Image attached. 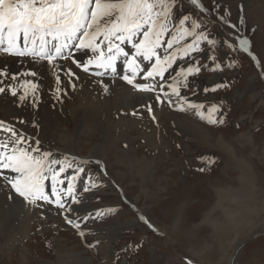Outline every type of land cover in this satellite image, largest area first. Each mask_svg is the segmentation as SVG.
Wrapping results in <instances>:
<instances>
[{"label": "rangeland", "instance_id": "374dc122", "mask_svg": "<svg viewBox=\"0 0 264 264\" xmlns=\"http://www.w3.org/2000/svg\"><path fill=\"white\" fill-rule=\"evenodd\" d=\"M217 2L219 7L214 6L213 0H201L204 7L209 9L208 12H203L191 5L189 0H179L178 6L174 8L173 24L178 23L184 15H190L197 22H202L200 30L205 31L209 39H214L216 44L209 46L206 41H201V50L193 52L188 57L178 58L176 64L172 66L174 73H170L169 79L166 80L171 82L176 72L181 67H188L190 63L199 61L200 65H207L206 68H201L199 74L189 77L188 87L182 88L181 94L185 92V96H188V100L192 103H203L205 112L212 104L220 105V112L216 116L217 118L223 116L224 124L209 125L195 115V110H178L176 105L182 102L178 103V98L175 96L171 97L173 104L170 105L162 93L163 103L156 101L155 93L140 92L148 94L142 103L136 105L137 107L129 103L127 110L120 112L121 118H126L130 124L124 128L115 123L113 132L120 138V141L117 139L116 144L122 150L128 152L135 150L138 158L145 157V167L142 168L143 170L134 171V176L130 171H124L126 168L113 163L112 159L109 164L110 160L106 157L89 155L88 145L91 141L87 140L88 136L98 138L101 134L100 131L93 132L96 131L97 124L90 125L89 132L93 133H81L76 138L78 141L74 139L77 145V152H74L72 150L75 148L69 145L71 140L53 137L49 130L45 129L48 127L47 124L39 121L45 113L61 121L64 120L63 115L71 105L74 94L69 91L63 79H60L57 85L60 92L54 93L45 82L44 72H41L42 67H33L28 70L36 71L37 76L22 79H30L38 83L39 90L36 94L38 100L34 101L33 96L29 94L25 103L20 102L18 97L23 89L19 87L17 96H12L7 90L0 93L1 104H4L3 100H11V108L15 107L13 111L18 110L11 114L10 121L2 119L6 124L13 125L18 134L27 132L25 137L31 147H37L34 141L39 140L40 151L49 150L53 154L52 159L64 161L63 157L68 158L67 164L71 166L66 167L65 173L61 174L60 178L65 180V183L60 185L61 188L66 190L68 180L76 174L77 169L85 168L83 174L80 173L81 176L79 174L74 182L75 193L79 198L84 193L88 194L86 197L91 205L88 213H92L93 217L87 221L77 220L76 222L81 224L80 230H77L66 222L64 216L76 220V216L82 217V215L64 212L54 203L47 204L44 201H37V206L30 205L10 189V186L5 188L0 180V186H3L1 188L7 195L8 202L13 200L17 203L15 211L21 207L32 213L29 217L19 214L18 218L22 216L27 221V232L21 236L15 234L12 244L6 247L7 251L0 252L1 256L5 255L2 257V264H15L17 261L19 264H60L56 260V253H63V250L68 248L76 253L79 252L85 258L68 256L65 264H187L189 260L192 264H264V10H261L264 0L250 1L254 3L253 15L259 16L260 22L254 21L247 13L244 0H217ZM222 16L229 21L228 24L220 19ZM241 18L243 23H240ZM190 23L191 21L186 22L185 26H189ZM230 24H235L236 28L230 27ZM236 36L249 39V52L257 57L259 65L248 52L239 49ZM168 38L169 36L166 35L165 40ZM191 40L192 38L188 37L185 42L191 43ZM77 42L78 40L72 41L73 46L64 50L67 54L66 59L57 58L60 67L57 70L53 69L55 75L63 72L61 68L67 61V67H64L68 71L63 75L69 78L68 67L75 69L77 66L73 60L83 64L93 55L91 53L86 60H81L74 47ZM229 45H234V50L229 48ZM121 46L129 52V55L135 51L131 50L130 44ZM210 56H215L216 61L210 60ZM30 58L19 57L15 58L14 62L19 64L25 61L27 66L47 63V61L37 63ZM124 60L125 58L121 56L116 61L115 73L89 65L91 70L105 72L103 76L86 73L83 70L75 69V71L85 74L86 78L90 76L98 81L115 79L114 81L124 84L130 90L133 89V93L137 94V89L128 86L127 82L120 79L125 74L131 75ZM216 62L220 63L221 68L213 71ZM143 65L142 61L141 69ZM143 69L147 70L144 67ZM9 72L13 73L10 70ZM7 82L17 84L12 81L5 83ZM149 82L151 81H147ZM135 83H144L143 72L137 75ZM218 84L227 86L217 88L215 92L204 91ZM165 91H168L167 87ZM121 103L124 104V101ZM20 105L24 107L23 110ZM148 105L152 107L151 113L148 111ZM153 116L155 119L152 118ZM181 116L198 123L207 136H211L208 142L201 136L194 138L189 135V137L185 133L186 129L180 126V122H176L175 118L179 117L182 120ZM81 126L85 128L87 125ZM0 134V139L8 138L4 132L0 131ZM123 134H131L133 138L128 141ZM219 136L224 137L226 145L230 146L231 150L218 146ZM21 146H24L23 143ZM188 146L192 148L190 152L194 157L190 156ZM121 157L127 158L125 155ZM206 158H211L214 162L209 164ZM148 162L151 163L150 169H146ZM60 166L56 165L54 168L58 171ZM201 168L206 170L199 171ZM3 171L5 174L14 175L9 170ZM117 171H124L120 172L123 176H119L123 181L118 179L115 174ZM89 178L98 185L96 190L100 187L101 190H107L105 199L90 194L92 189L83 192V187L88 183ZM136 182L141 183L140 187ZM126 186L130 187L129 191H126ZM216 190H223L224 197L218 199ZM45 191L51 197L50 179L45 181ZM51 199L54 200L55 197ZM64 199L66 207L71 205V197ZM9 206L12 209L11 204L1 203L0 211H4ZM109 208L115 211L105 212L102 218H95L94 212L97 209ZM141 216L145 219L142 220ZM114 219L131 222L118 225L122 227L120 230L109 228L111 231L109 229L106 231ZM149 224L152 227H149ZM138 225L144 230L138 229ZM79 231H84L85 235L81 237ZM9 235H12L11 231ZM98 235L103 237L100 238ZM70 251L65 252V258ZM20 253L24 254L23 259Z\"/></svg>", "mask_w": 264, "mask_h": 264}, {"label": "snow or ice", "instance_id": "6c2138e0", "mask_svg": "<svg viewBox=\"0 0 264 264\" xmlns=\"http://www.w3.org/2000/svg\"><path fill=\"white\" fill-rule=\"evenodd\" d=\"M179 0H0V54L13 57H31L34 62L47 61L48 64L58 68L55 62L58 57H64V50L70 48L72 41L78 40L74 45L77 49H91L93 55L86 63L80 64L73 60L77 67H82L84 72L89 71V65H95L98 69L116 72V61L123 56L124 63L131 75L125 74L122 79L129 85L141 92L155 93V99L163 103L161 93L170 105L173 104L171 97L175 96L182 102L176 107L180 111L195 110L201 120L209 125L224 124L223 116L217 118L220 112V105L212 104L206 110L203 103H192L186 96L181 95V89L188 87L189 77L201 72L202 67L199 61L190 63L188 67H181L171 82L165 79V73L172 68L178 58L188 57L193 52L200 51L201 41H206L209 46H215L216 41L209 39V35L201 29V23L192 19L190 15H184L173 24L174 8L178 6ZM190 4L200 11L208 12L201 0H189ZM215 7H219L217 0H213ZM215 7L213 10H215ZM220 19L228 24L229 21L223 16ZM191 21L189 26L186 22ZM241 18L240 23H243ZM236 28L235 24L229 25ZM169 36L165 40V36ZM139 37V39H137ZM191 37V43H186V38ZM239 49L248 52L252 59L259 65V60L249 52L250 41L247 37L236 36ZM55 41V43H52ZM99 41V42H98ZM51 44V47L48 45ZM130 44L135 51L129 55L128 51L121 46ZM166 45V47H165ZM163 48V52L159 50ZM229 48H235L229 45ZM210 60L216 61L215 56ZM142 61H154L147 70L141 69ZM221 68L219 62L215 63L213 71ZM143 72V80L149 83H135L136 77ZM68 74L74 76L69 70ZM105 72L97 71L95 75L103 76ZM36 77L37 72L28 70L24 72L11 73L6 66L0 67V93L6 90L12 96H17V88L23 89L19 94V101L24 102L31 94L38 100L37 92L39 85L30 79L23 77ZM159 78V80H157ZM6 81L17 82L5 83ZM57 84L60 77L56 76ZM102 83V82H101ZM227 85L218 84L211 89H204L205 92H215L217 88ZM74 88L75 85L73 84ZM104 91L108 86L103 85ZM167 87L168 91H165ZM57 93L60 89L57 88ZM222 103V102H221ZM186 106V107H185ZM149 113L152 112L151 105H148ZM155 119V116L152 117ZM23 121H21L22 123ZM0 131L7 134V139H0V180L5 188L10 186L19 197L28 204L37 206V201H44L47 204H55L64 212L73 213L72 205H79L82 201L75 193L74 182L84 169H78L67 183V189L60 185L65 183L61 174L65 173L67 157L64 161L52 159L50 151H40V141L35 140L37 147H31L23 133H17L14 126L0 120ZM23 143L24 146H21ZM208 163L214 162L206 158ZM61 165L57 171L54 166ZM9 170L14 175L5 174ZM205 168L199 171H205ZM51 181V199L45 191V181ZM98 185L89 178L88 183L83 187V192L97 188ZM65 197H71V205L65 206ZM115 209L96 210L95 218H102L105 212H112ZM92 217L88 213L82 217L77 216L76 220L70 219L67 215L64 219L69 225L80 230L81 224L77 220L87 221ZM142 220L145 218L140 217ZM147 222V221H145ZM149 227H152L149 224ZM83 237L84 231H79ZM187 264H192L188 261Z\"/></svg>", "mask_w": 264, "mask_h": 264}, {"label": "bare ground", "instance_id": "6f19581e", "mask_svg": "<svg viewBox=\"0 0 264 264\" xmlns=\"http://www.w3.org/2000/svg\"><path fill=\"white\" fill-rule=\"evenodd\" d=\"M239 1V0H238ZM251 0H244L245 2V6H246V11L247 13L252 17V19L256 22H260L259 20V16H255V14L253 15V8H254V3L250 2ZM256 4V3H255ZM232 5V4H231ZM263 6V8H261V10H264V5L261 4ZM230 6V5H229ZM255 10V9H254ZM245 11V12H246ZM236 15V14H235ZM247 19V17L245 18ZM250 19V18H249ZM176 24V23H175ZM252 27V26H251ZM99 42V41H98ZM191 42V41H190ZM78 43V42H77ZM48 47H51L50 45H48ZM166 47V45H165ZM77 49V48H76ZM127 49V48H126ZM131 50H134L131 48ZM131 52V51H130ZM160 52H163V48H161ZM92 53L91 49H84V50H80L77 49L76 50V54L82 59L86 60L90 54ZM195 54V53H194ZM195 56V55H194ZM64 57H67L66 52L64 51ZM123 57V56H122ZM15 58H19V57H13V56H8L5 54H0V67L2 66H6L10 71H12L13 73H17L23 70H28V69H32L33 67H42V71L44 72V76H45V82L46 84L49 86L50 90L53 91L54 93H57V81H56V76L53 72V69L57 70L58 68L53 67V65H50L48 63H46L45 65H32V66H27L26 63L24 62H20L19 64H17L16 62H14V60H16ZM60 58V57H58ZM31 59V58H30ZM61 59V58H60ZM66 59V58H63ZM71 59V57H70ZM12 60V61H10ZM29 60V58L27 59ZM58 60V59H57ZM21 61V60H20ZM30 62V61H29ZM78 62V61H77ZM152 63L154 61H151ZM151 62H147V61H143L144 65L143 67L146 68V66L150 67V65L147 64H151ZM38 63V62H37ZM57 65L60 64V62L56 61L55 62ZM65 67H67V61L66 63H63ZM176 64V62H175ZM29 65V64H28ZM62 66L61 69H63V72L60 73V79H63L64 82L68 85L69 87V91L72 92V94H74V98L72 97V102L71 105H69L68 109L65 111V114L63 115L64 120L61 121L59 118L56 117H52L51 114L45 113V115L43 117L39 118V121H41V123H46L47 124V128L50 134L53 137H58L59 139L62 138H66L71 140V144H69L71 147L75 148L74 152H77V145L75 143L76 138L81 134V133H93V132H98L100 131L101 134H99L100 139L89 135L87 140H90L89 142V147H88V152L90 156H99V157H106L108 160L112 159L113 163H115L116 165H121L123 168H126L124 171H130L132 176L135 175L134 171H139V170H143L142 168L145 167V157H140L138 158V154L136 155V151L133 150L132 152H128V151H124L122 150L121 147H119V145L116 144L117 139L120 138L118 136H116L113 132H114V124L117 123L119 124L121 127L126 128L130 122L128 120H126V118H121L120 112L123 110H127L126 108H128V106L131 105H139L140 103H142V100L145 99V97L148 96V94H141V91H138L137 94H134L132 90H130L127 86H125L124 84L120 83V82H116L114 81H109L106 79H102L101 81H98V79L87 76V78L80 72H76L75 69H77L78 71L82 70V67H68L69 70H71L72 73H75L74 76H70L69 78H67L65 75H63V73H67V69ZM52 67V68H51ZM60 67V66H59ZM142 67V69H143ZM60 69V68H59ZM147 69V68H146ZM144 70V69H143ZM169 73H167L165 75V79H169V75L170 73H174V69L173 67L171 69H169ZM97 71L91 70L89 69L88 72L86 73H92L95 74ZM58 75V76H59ZM43 76V75H42ZM30 77V76H29ZM115 77V76H114ZM118 77V76H117ZM172 77V76H171ZM92 78L94 80H92ZM37 79V78H36ZM108 79V78H107ZM122 79V78H120ZM123 80V79H122ZM158 80V78H157ZM93 81H97V82H93ZM167 81V80H166ZM170 81V80H169ZM99 82H102L99 84ZM126 82V81H125ZM8 83V82H7ZM64 83V84H65ZM144 83H147V81L144 80ZM75 85V87L73 88L72 85ZM106 84L108 86V91L105 92L104 91V87L103 85ZM196 84V82H195ZM44 85V84H43ZM199 85V84H198ZM2 86V85H1ZM41 86V85H40ZM130 86V85H128ZM132 87V85H131ZM47 88V86H46ZM198 88V87H197ZM202 88V87H201ZM199 89V88H198ZM41 90V89H40ZM185 91V90H184ZM197 91V90H196ZM18 92V91H17ZM185 92H182V96H185L184 94ZM2 95V94H1ZM0 95V97H1ZM5 95V94H4ZM3 95V96H4ZM9 95V94H8ZM70 95V94H69ZM150 95V94H149ZM190 96V95H189ZM9 97V96H7ZM188 97V96H187ZM19 98V97H18ZM17 98V99H18ZM7 99V98H6ZM13 99V97H12ZM62 99V98H61ZM70 99V98H68ZM11 100H3L4 104L0 103V120L4 119L9 120L10 121V116L12 117L11 114H14L16 112H18V110H15V107L11 108V104H10ZM43 101V100H42ZM65 101V100H64ZM124 101V104H122L121 102ZM148 101V100H147ZM145 102V101H144ZM177 102L180 103L179 98L177 99ZM196 102V101H194ZM25 103V102H22ZM130 103V104H129ZM27 104V103H26ZM66 104V103H65ZM129 104V105H128ZM124 105V106H123ZM145 105V104H144ZM17 106V105H16ZM25 106V105H24ZM58 106V105H57ZM62 106V105H61ZM126 106V107H125ZM132 106V107H133ZM20 107H22L23 110V106L20 105ZM35 107V106H34ZM63 107V106H62ZM137 107V106H136ZM33 108V107H32ZM65 108V107H64ZM125 108V109H123ZM19 109V108H18ZM26 109V108H25ZM24 109V110H25ZM35 109V108H34ZM59 109V108H58ZM46 110V109H45ZM65 110V109H64ZM34 112V111H33ZM37 112V111H36ZM46 112V111H45ZM64 112V111H63ZM159 112V111H158ZM195 112V111H194ZM25 113V112H24ZM34 114V113H33ZM158 114V113H157ZM16 115V114H15ZM134 115V113H133ZM159 115V114H158ZM163 115V114H162ZM14 116V115H13ZM22 116V115H21ZM40 116V115H39ZM156 116V115H155ZM160 116V115H159ZM30 117V116H28ZM158 117V116H157ZM162 117V116H160ZM159 117V118H160ZM171 117V116H170ZM174 117V116H173ZM182 120L179 117H176V122H180V126L184 127V130L186 129V134L192 135L194 136V138H199L201 136V138L208 142V138H211V136H207L206 132L204 131V129L198 125V123H195L193 121V119H188L184 116H181ZM26 118V117H25ZM194 118V116H193ZM37 119V118H36ZM69 121V123H68ZM156 121V120H155ZM36 123V122H35ZM91 123L97 124L96 125V131L93 132H89L90 129V125ZM38 124V122H37ZM87 125L85 128H82L81 125ZM43 125V124H42ZM112 125V126H111ZM177 126V124H175ZM174 125V126H175ZM157 126V125H156ZM155 126V127H156ZM120 127V128H121ZM179 127V125H178ZM119 128V127H118ZM152 128V127H151ZM154 128V127H153ZM158 128V126H157ZM175 128V127H174ZM44 129V130H45ZM119 130V129H118ZM117 130V131H118ZM158 130V129H157ZM156 130V131H157ZM160 130V129H159ZM22 131V130H21ZM120 131V130H119ZM182 131V130H181ZM2 132V131H1ZM159 132V131H158ZM3 133V132H2ZM27 132H23L24 135ZM120 133H122L120 131ZM137 133V132H136ZM5 134V133H4ZM158 134V133H157ZM1 135V134H0ZM38 135V133H37ZM36 135V136H37ZM148 135V134H147ZM146 135V136H147ZM3 136V134H2ZM123 136L125 137V139H129L131 140L133 137H131V134H123ZM138 136V135H137ZM145 136V135H143ZM185 136V135H182ZM187 136V137H188ZM52 137V138H53ZM142 137V135H141ZM190 137V136H189ZM3 138V137H2ZM37 138V137H36ZM51 138V139H52ZM151 138V137H150ZM158 138V137H157ZM224 137L219 136L217 144L218 146H221L225 149H230L231 147L228 145H226L225 140L223 139ZM38 139V138H37ZM42 139V138H41ZM75 139V141H74ZM144 139V138H143ZM201 139V140H202ZM28 140V139H27ZM128 140V141H129ZM146 140V139H144ZM155 140V139H154ZM198 140V139H197ZM159 141V140H158ZM35 142V141H34ZM192 142V139H191ZM41 143V142H40ZM52 143V142H51ZM79 143V142H78ZM156 143V142H155ZM67 144V143H66ZM165 144V143H164ZM29 145V144H28ZM34 145V144H33ZM54 145V144H53ZM67 145V146H69ZM157 145V144H156ZM163 145V143H162ZM56 146V145H55ZM155 146V144H154ZM50 147V146H49ZM159 147V146H158ZM58 148V147H57ZM79 148V147H78ZM187 149V148H186ZM189 149V153L190 156H193V153L190 152V150H192V148L190 146H188ZM52 150V149H51ZM55 150V149H54ZM67 150V149H66ZM155 150V149H154ZM43 151V150H42ZM45 151V150H44ZM49 151V150H47ZM71 151V152H72ZM159 151V149H158ZM55 152V151H54ZM57 152V151H56ZM67 153V152H66ZM56 154V153H55ZM59 154V153H58ZM127 156V158L125 159L124 157H121L122 155ZM57 155V154H56ZM74 155V154H73ZM141 155V154H140ZM161 155V154H160ZM142 156V155H141ZM62 157V156H61ZM89 157V156H88ZM98 157V158H99ZM159 157V156H158ZM194 157V156H193ZM55 158V157H54ZM60 158V157H59ZM65 158V157H63ZM78 158V157H77ZM68 159V158H67ZM75 161V160H74ZM79 161V160H78ZM68 163V162H67ZM73 163V162H72ZM76 163V162H75ZM106 164V163H105ZM108 164V163H107ZM106 164V165H107ZM109 164H111V160L109 162ZM150 162L147 163V167L146 169H150ZM75 165V164H74ZM138 165V166H137ZM103 166V165H102ZM96 167V166H95ZM84 168V166H83ZM73 169V168H72ZM85 169V168H84ZM88 169V168H87ZM145 169V170H146ZM78 170V169H77ZM99 171V170H98ZM115 171V170H114ZM124 171H117L115 172V174L117 175L118 179L123 181L119 176H123L122 173ZM122 172V173H120ZM86 173V172H85ZM83 174V173H82ZM158 174V173H157ZM70 175V174H69ZM73 175V174H72ZM153 175L154 177H156L155 171H153ZM199 175V174H198ZM71 176V175H70ZM81 176V174H80ZM99 176V175H98ZM131 176V177H132ZM90 177V176H89ZM109 177V176H108ZM94 178V177H93ZM100 178V177H99ZM105 178V177H104ZM115 178V177H114ZM88 179V178H87ZM97 179V178H96ZM80 180V179H79ZM116 180V179H115ZM2 181V180H1ZM0 181V182H1ZM98 181V180H96ZM100 181V179H99ZM85 182V181H84ZM108 182V181H107ZM127 183V180L125 181ZM138 182V181H137ZM137 186L140 187L141 183H137ZM118 183V182H117ZM145 183V182H144ZM82 184V182H81ZM85 184V183H84ZM104 184V183H101ZM135 184V183H134ZM147 184V183H146ZM158 184V183H157ZM76 186V185H75ZM78 186V185H77ZM3 186H0V205L1 203L3 205H7V204H11L12 205V209L10 208L11 206H9V208L7 207V209H4V211H0V252L3 250H6V247H8V245L12 244V238L14 237L15 234H17V236H21L22 234L25 235L28 229L27 226V221L25 218H23L22 216L20 218V215L26 216L29 214H32L30 210H25L24 208L21 209V207L19 209H17L15 211V208L17 207V203L16 201L13 202V200L9 201L6 199V194L4 193V191L2 190L3 188H1ZM144 187V186H143ZM126 191H129V188L126 186ZM216 189V188H215ZM107 191V190H106ZM105 190H101V187L96 189H92V192H90V194H92L93 196H99L101 199H105V197H107L106 195L108 194ZM187 191V190H186ZM218 195V199H221L224 197L223 190H216ZM226 192V191H225ZM124 193V192H123ZM142 193L144 194V190L142 189ZM147 193V192H146ZM151 194V193H150ZM86 195L88 194H82L80 196L81 199V203L79 205H72V207L75 209V212H73L74 214H80L82 216L86 215L88 213V211L91 210V205L88 201V198L86 197ZM180 195V194H179ZM78 196V195H77ZM10 197V195H9ZM181 197V196H180ZM185 197V196H184ZM92 199V198H91ZM90 199V200H91ZM18 202V200H17ZM185 203V202H184ZM108 204V202H107ZM190 206V205H189ZM68 207V206H67ZM179 207V206H178ZM31 208V207H30ZM98 210V209H97ZM50 213V212H49ZM95 213V212H94ZM108 213V212H107ZM71 214V213H70ZM77 217V216H76ZM75 217V218H76ZM104 218V217H103ZM106 218V217H105ZM91 220V219H90ZM134 221V220H133ZM132 221V222H133ZM29 222V221H28ZM112 225H110L106 231L111 228V229H116V230H120L122 227H119L118 225L120 224H129V222H131L130 220L127 222H122V221H117V219H114L111 221ZM88 223V222H86ZM16 224V225H15ZM138 224V223H137ZM137 224H134V226H137ZM131 225V223H130ZM116 226H118L117 228H115ZM188 226V225H187ZM126 227V226H125ZM31 228V227H30ZM105 228V227H104ZM138 229L140 230H144L142 228V226L138 225ZM110 230V229H109ZM12 232V235H9V232ZM111 231V230H110ZM108 231V232H110ZM105 232V230H104ZM111 233V232H110ZM92 234V233H91ZM109 235V234H107ZM113 235V233H112ZM89 236V235H88ZM96 236V235H95ZM105 236V235H104ZM98 237H103V235H98ZM24 238V237H23ZM21 239V238H20ZM109 239V238H108ZM107 241V239H106ZM14 243V242H13ZM15 245V244H14ZM64 247V246H63ZM68 248V247H67ZM109 249V248H108ZM67 250H71L69 253H67L66 258H65V252H67ZM7 251V250H6ZM59 251V250H58ZM64 252H57L56 253V260L58 263L60 264H65L67 263V257H76V256H82L79 252L76 253V251H73V249L68 248V249H64ZM113 254V253H112ZM20 257H22L21 259H23V255L24 254H19ZM5 255H0V263L2 262V257ZM65 258V260L63 258ZM83 258H85L84 256H82ZM88 260V259H87ZM110 260V259H109ZM114 260V259H113ZM53 261V260H52ZM71 262H74V260H71ZM89 262V261H88ZM87 262V263H88ZM85 263V262H84ZM2 264V263H1ZM11 264V263H9ZM15 264H19V261H17ZM81 264V263H79Z\"/></svg>", "mask_w": 264, "mask_h": 264}]
</instances>
